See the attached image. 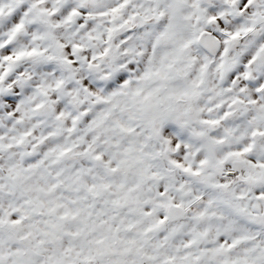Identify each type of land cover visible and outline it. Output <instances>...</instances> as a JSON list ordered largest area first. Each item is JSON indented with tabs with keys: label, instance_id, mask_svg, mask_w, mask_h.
I'll return each instance as SVG.
<instances>
[{
	"label": "snow or ice",
	"instance_id": "6c2138e0",
	"mask_svg": "<svg viewBox=\"0 0 264 264\" xmlns=\"http://www.w3.org/2000/svg\"><path fill=\"white\" fill-rule=\"evenodd\" d=\"M0 264H264V0H0Z\"/></svg>",
	"mask_w": 264,
	"mask_h": 264
}]
</instances>
